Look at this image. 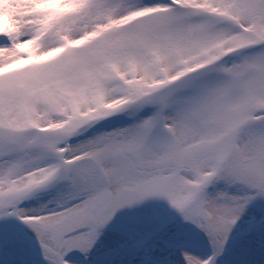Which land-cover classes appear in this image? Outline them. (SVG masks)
<instances>
[{"label": "snow or ice", "instance_id": "snow-or-ice-1", "mask_svg": "<svg viewBox=\"0 0 264 264\" xmlns=\"http://www.w3.org/2000/svg\"><path fill=\"white\" fill-rule=\"evenodd\" d=\"M151 200L208 235L212 255L185 253L186 264H218L264 203V0H0L11 264L29 247L11 218L44 264H78L121 210ZM236 246L264 257V208ZM132 247L122 237L114 251Z\"/></svg>", "mask_w": 264, "mask_h": 264}, {"label": "rangeland", "instance_id": "rangeland-1", "mask_svg": "<svg viewBox=\"0 0 264 264\" xmlns=\"http://www.w3.org/2000/svg\"><path fill=\"white\" fill-rule=\"evenodd\" d=\"M45 200L48 197L44 198ZM37 201L26 202L25 206H36ZM264 208V203L255 202L250 205L234 229L225 256L219 258L218 264H262L264 257L255 252L245 258L237 249L236 242L244 234L253 217ZM160 217L164 218L165 226L160 230ZM10 224L17 232L29 236L28 252L24 259L26 264H44L40 254L39 242L31 229L21 221L11 218ZM113 232V233H111ZM118 234L113 236L112 234ZM122 237H130L133 247L116 254L114 249ZM183 243V244H181ZM203 250L204 259L213 253L208 235L194 224L183 221L182 217L163 200H151L143 205L121 210L106 230L96 249L88 261L74 256L78 264H186L179 253L186 250ZM16 259L10 252L0 249V261L6 264Z\"/></svg>", "mask_w": 264, "mask_h": 264}, {"label": "bare ground", "instance_id": "bare-ground-1", "mask_svg": "<svg viewBox=\"0 0 264 264\" xmlns=\"http://www.w3.org/2000/svg\"><path fill=\"white\" fill-rule=\"evenodd\" d=\"M111 233H113V232H111ZM113 236H116V235H118L117 233L116 234H112ZM181 244H183V243H181ZM207 252V251H206ZM206 252H204L203 250H196V251H194V250H186V251H182V252H180L179 253V255H180V258H181V260H183V261H185V257H184V254L185 253H189V254H191V255H193V256H195V257H199V258H201V259H204V257L206 256Z\"/></svg>", "mask_w": 264, "mask_h": 264}]
</instances>
